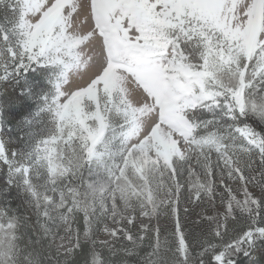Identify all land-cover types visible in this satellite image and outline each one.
<instances>
[{
    "label": "snow or ice",
    "instance_id": "snow-or-ice-1",
    "mask_svg": "<svg viewBox=\"0 0 264 264\" xmlns=\"http://www.w3.org/2000/svg\"><path fill=\"white\" fill-rule=\"evenodd\" d=\"M0 264H264V0H0Z\"/></svg>",
    "mask_w": 264,
    "mask_h": 264
}]
</instances>
